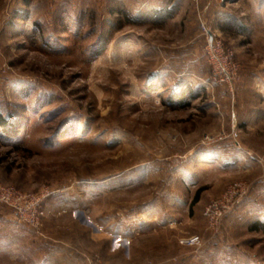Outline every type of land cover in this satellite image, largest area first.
Instances as JSON below:
<instances>
[{
  "label": "rangeland",
  "instance_id": "rangeland-1",
  "mask_svg": "<svg viewBox=\"0 0 264 264\" xmlns=\"http://www.w3.org/2000/svg\"><path fill=\"white\" fill-rule=\"evenodd\" d=\"M229 1L0 0V186L42 214L0 202V264H264V0Z\"/></svg>",
  "mask_w": 264,
  "mask_h": 264
},
{
  "label": "built area",
  "instance_id": "built-area-1",
  "mask_svg": "<svg viewBox=\"0 0 264 264\" xmlns=\"http://www.w3.org/2000/svg\"><path fill=\"white\" fill-rule=\"evenodd\" d=\"M203 32L206 36V46L204 48L205 55L211 67L213 76L216 78V83L220 86L230 85L236 77V66L233 62V53L225 49L222 42L219 41L210 30L202 26ZM232 136L236 137L234 133ZM231 191H228V196ZM33 201V210H31V218L25 215L26 211L23 209V203ZM0 202L9 204L13 209L16 217L22 221L24 219L26 224L37 223L41 213L36 210L41 200L33 195H27L16 191L13 188H2L0 186ZM16 203V204H15ZM216 204L210 205L205 213L209 214L213 210H217ZM29 212V210H27ZM23 215V216H21ZM196 238H191L187 242L191 244L196 242ZM91 264V263H90ZM96 264V263H95Z\"/></svg>",
  "mask_w": 264,
  "mask_h": 264
},
{
  "label": "trees",
  "instance_id": "trees-1",
  "mask_svg": "<svg viewBox=\"0 0 264 264\" xmlns=\"http://www.w3.org/2000/svg\"><path fill=\"white\" fill-rule=\"evenodd\" d=\"M8 122L6 121V119L2 116H0V127L6 126ZM197 199V196L195 198V200ZM264 226V224H262Z\"/></svg>",
  "mask_w": 264,
  "mask_h": 264
},
{
  "label": "water",
  "instance_id": "water-1",
  "mask_svg": "<svg viewBox=\"0 0 264 264\" xmlns=\"http://www.w3.org/2000/svg\"><path fill=\"white\" fill-rule=\"evenodd\" d=\"M236 1H237V0H230L229 2H230V3H234V2H236Z\"/></svg>",
  "mask_w": 264,
  "mask_h": 264
},
{
  "label": "crops",
  "instance_id": "crops-1",
  "mask_svg": "<svg viewBox=\"0 0 264 264\" xmlns=\"http://www.w3.org/2000/svg\"><path fill=\"white\" fill-rule=\"evenodd\" d=\"M239 1V0H238Z\"/></svg>",
  "mask_w": 264,
  "mask_h": 264
}]
</instances>
